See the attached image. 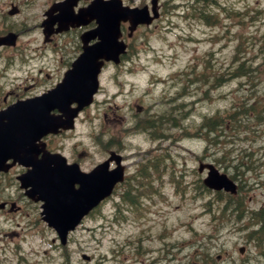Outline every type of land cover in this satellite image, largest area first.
Listing matches in <instances>:
<instances>
[{"label": "rangeland", "instance_id": "1", "mask_svg": "<svg viewBox=\"0 0 264 264\" xmlns=\"http://www.w3.org/2000/svg\"><path fill=\"white\" fill-rule=\"evenodd\" d=\"M123 1L140 6L150 0ZM161 2L160 19L152 27H142L133 37L125 32L129 50L120 72L106 70L97 100L79 118L77 129L49 142L68 157L75 150L85 151L92 153L91 162L100 161L105 156V137L136 123L137 105L145 107L142 119L149 113L163 116L168 111L180 119L189 110V117L182 121L184 129L162 126V131L172 135L169 147L168 141L152 144L134 130L130 132L138 134H122L132 144L125 150L130 158L126 162L129 175L151 153L150 145L156 144L161 145L160 153L170 152L167 162L174 166L175 174L171 177L167 171L160 178L146 176L137 182L135 195L129 194L136 205L122 199L130 189L123 186L82 221L64 246L44 224L41 207L35 203L29 205L27 215L20 210L1 213L3 264H264V253L247 237L250 230L239 228V224H250L251 218L246 214L238 222L230 211L222 218L221 199L203 186L206 173L195 171L201 162L214 164L238 182L249 211L264 207V0ZM178 3L183 4L180 10ZM34 7L24 6L23 15L31 18ZM20 18H8L5 26L18 25ZM240 66L249 69V74L228 78L220 88L198 82L181 90L186 79L195 81L213 73L221 76ZM205 92L208 98L203 97ZM183 105L184 110L179 111ZM235 108L246 110L238 131L220 132L211 142L205 135L196 136L204 118L216 112L229 114ZM242 163L244 167L235 168ZM159 180L160 186L155 187ZM12 192L16 203L26 206L29 200L20 198L21 191L14 186ZM241 245L246 246L244 254L238 250ZM209 256L217 262L206 263Z\"/></svg>", "mask_w": 264, "mask_h": 264}, {"label": "flooded vegetation", "instance_id": "2", "mask_svg": "<svg viewBox=\"0 0 264 264\" xmlns=\"http://www.w3.org/2000/svg\"><path fill=\"white\" fill-rule=\"evenodd\" d=\"M64 0H0L4 5L0 6V37L7 34L9 31L17 33L16 42L0 43V131L5 133L13 124L10 122V117L7 113L14 111L13 105L17 102L32 98L36 95L45 94L48 91L54 90L60 85L68 70L73 68L76 59L82 51V37L81 35L87 30L96 27L93 22L90 26H78L68 28L66 31L61 30V26L57 21L60 8ZM89 2L80 1L76 10L83 7ZM33 5L34 11L31 18L23 15L24 6ZM48 13V15H47ZM21 16L18 25L10 24L8 28L5 22L8 18H16ZM25 36H30L32 39L23 40ZM121 66L113 67L109 62L105 63L104 72L106 68H112L119 74ZM115 77L114 81L117 80ZM113 78V77H112ZM144 108L140 112H144ZM146 121H151V124L157 127V116L152 117V120L146 118ZM125 130L120 131L118 135H109L105 137L104 160L116 152L122 155L124 163L130 159L125 154L126 144L123 140V132L127 133L129 128L136 129V123L129 124ZM69 131H61L60 133H68ZM59 133V134H60ZM54 136H42L36 140L34 146L26 140H18L14 144L13 149L0 150V157L6 158L3 162L2 170L0 171V214L4 212H15L20 210V213L26 211L29 214L30 201L26 206L21 202L16 203L14 199V186L19 189L18 177L24 174L29 168L14 162L15 159L12 154L18 156L30 154L32 157L42 158L48 151L55 152L61 149L53 147L49 140ZM159 141V140H158ZM160 149V145L156 150ZM62 151V150H61ZM93 155L85 151H74L68 161L72 163L76 161L82 165L84 169L91 170L96 166V162H91ZM89 161V164H84ZM148 160L147 162H150ZM111 168L115 167V161L110 162ZM146 160L142 159L139 164L133 166V173L129 175V166L125 164L126 180L124 183L131 184L134 182H143L142 178L135 174L142 170ZM4 178H7L5 180ZM122 183L117 184L115 193L120 189ZM143 184V183H142ZM156 185V184H155ZM20 198L25 199L23 193L19 194ZM41 207V203L35 204ZM39 214V212H38ZM40 217V214H39ZM4 234L0 233V249L5 251ZM4 253V252H3ZM5 259L0 256V263L3 264Z\"/></svg>", "mask_w": 264, "mask_h": 264}, {"label": "water", "instance_id": "3", "mask_svg": "<svg viewBox=\"0 0 264 264\" xmlns=\"http://www.w3.org/2000/svg\"><path fill=\"white\" fill-rule=\"evenodd\" d=\"M121 7V0H95L78 17L70 16V20L83 18L87 14L97 17L103 26V40L86 49L80 58L82 62L78 70L71 75V77L74 75L72 86L68 87V82H65L61 88L57 89L58 92H54H57L56 94L53 93L52 98L59 108L67 110L70 102L76 100L79 102L78 109H80L81 106L92 101L93 93L98 85L99 59L118 61L119 55L126 51L127 46L122 41H118L121 20L129 19L133 24L132 30L139 23H150L152 20L146 7L142 9H130L129 7L122 9ZM62 88L71 91L64 92ZM34 103L39 104V100H34L27 107L28 117L25 119V126L29 133L33 136L36 131L40 130L42 134H46L47 131H56L62 123L50 115V109L30 107ZM48 155L40 160L25 161V163H30L33 169L21 180L24 187L32 186L30 193L32 196L40 194V198L46 202L44 205L45 220L50 226H55L64 243L67 233L74 230L82 218L103 198L109 196L114 184L121 179V175L119 170L107 171L108 164L106 163L99 164L91 173H82L77 164L67 165L62 155ZM211 169L209 176L205 179L209 187L224 188L233 193L236 191V184L226 174H220L212 167ZM75 183L79 184L78 188H75ZM243 250L240 248L241 252Z\"/></svg>", "mask_w": 264, "mask_h": 264}, {"label": "trees", "instance_id": "4", "mask_svg": "<svg viewBox=\"0 0 264 264\" xmlns=\"http://www.w3.org/2000/svg\"><path fill=\"white\" fill-rule=\"evenodd\" d=\"M234 118V116L233 117H231V116H229V117H227V118H222V124H223V128L224 129H227V128H229V127H231V125L230 124H228V122L230 121V122H232V119ZM212 123V124H211ZM211 124V125H210ZM217 125L215 124V120H211V121H209L208 123H207V130L209 131V132H211V131H216L217 130ZM242 207H243V205H242V203H239L238 204V209L237 210H241L242 209ZM259 213L260 212H258L257 213V216L259 215ZM263 216V220H264V215H262ZM264 232V231H263ZM263 232H262V234H263ZM251 235H255L256 236V232H252L251 233ZM257 240L259 241V242H263V239H262V237H257Z\"/></svg>", "mask_w": 264, "mask_h": 264}, {"label": "bare ground", "instance_id": "5", "mask_svg": "<svg viewBox=\"0 0 264 264\" xmlns=\"http://www.w3.org/2000/svg\"><path fill=\"white\" fill-rule=\"evenodd\" d=\"M14 232H16V231H14ZM13 235H16V234H13Z\"/></svg>", "mask_w": 264, "mask_h": 264}]
</instances>
